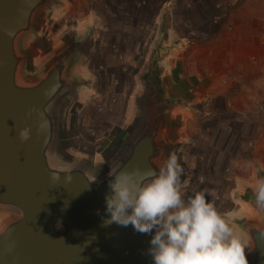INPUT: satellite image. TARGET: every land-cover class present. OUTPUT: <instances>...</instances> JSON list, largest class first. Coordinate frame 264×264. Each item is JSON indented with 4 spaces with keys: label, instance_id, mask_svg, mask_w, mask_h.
<instances>
[{
    "label": "water",
    "instance_id": "obj_1",
    "mask_svg": "<svg viewBox=\"0 0 264 264\" xmlns=\"http://www.w3.org/2000/svg\"><path fill=\"white\" fill-rule=\"evenodd\" d=\"M57 4L0 0V264H152L149 234L103 223L109 173L158 170L175 146L167 112L184 103L168 89L156 52L141 77L133 124L111 158L96 162L64 149V109L90 83L78 72L90 34L66 38L39 67L24 47ZM26 126L32 134L21 141L18 132ZM53 172L59 180L51 179ZM243 196L256 215L233 225L248 241V264H264V209L252 188Z\"/></svg>",
    "mask_w": 264,
    "mask_h": 264
},
{
    "label": "rangeland",
    "instance_id": "obj_2",
    "mask_svg": "<svg viewBox=\"0 0 264 264\" xmlns=\"http://www.w3.org/2000/svg\"><path fill=\"white\" fill-rule=\"evenodd\" d=\"M70 1L65 6H72L76 12L70 20L93 12L89 10L91 4L101 9L104 20L101 26L95 23L96 28H91L78 68L95 87V105L90 109H83L85 103L66 106L64 149L96 162L111 158L133 124L141 77L158 52L163 62L160 69L173 82L178 81L175 74L181 68L185 74L188 68L203 74L206 82L198 90L208 93L206 112L210 113L204 125L216 123L206 131L198 121L200 131L193 127L191 138L185 129L183 134L169 136L175 143L171 153L176 154L183 172L188 174L186 179L183 173L180 176L182 197L187 199L199 190L205 192L206 199L214 201V207H220L222 217L232 225L234 221L223 216V209L229 210L227 215L236 212L235 219L254 217L256 213H249L243 195L264 176V0H174L163 7L166 13H160L163 4L156 0L158 4L152 0L151 7L142 0L138 15L129 4L120 5L115 0H107L108 4L106 0ZM152 10L158 11L155 20L149 17ZM93 13L99 16V12ZM124 14L130 16L122 17ZM137 21L148 28L139 32ZM162 22L165 28H176L167 45L165 33L157 35L154 29V24L158 27ZM179 36L184 38V46L177 45ZM167 55L191 58L183 59L187 63L181 59L173 63L165 61ZM212 82L215 87L210 90ZM202 104L204 101L198 105L201 109ZM191 153L206 155L207 159L191 162ZM234 231L238 233L235 226Z\"/></svg>",
    "mask_w": 264,
    "mask_h": 264
},
{
    "label": "clouds",
    "instance_id": "obj_3",
    "mask_svg": "<svg viewBox=\"0 0 264 264\" xmlns=\"http://www.w3.org/2000/svg\"><path fill=\"white\" fill-rule=\"evenodd\" d=\"M46 127L41 119L38 131ZM31 134L27 126L18 132L21 141L29 140ZM182 173L175 153L158 170L132 168L109 173L112 179L105 196L104 225H132L149 234L147 255L152 264H248L247 239L217 212L205 192L182 197ZM59 178V173H52L53 181ZM64 178L71 176L65 173ZM88 181L95 182L96 176ZM252 191L256 206L264 209V178H257ZM260 236L264 239V232Z\"/></svg>",
    "mask_w": 264,
    "mask_h": 264
},
{
    "label": "crops",
    "instance_id": "obj_4",
    "mask_svg": "<svg viewBox=\"0 0 264 264\" xmlns=\"http://www.w3.org/2000/svg\"><path fill=\"white\" fill-rule=\"evenodd\" d=\"M57 1H58V4L56 6H54L52 9H50L49 11H47L43 15V17L41 18L37 33L24 40V47L29 52V54L31 56V60H32L34 66H36V67H39L43 62H45L49 58L51 53L58 50L66 38L77 37V36H80L82 34H87V33L91 34V31H90L91 28H96L94 26V24L98 23L97 26H101V19L104 20L103 15H101L102 14L101 9L99 7L97 8V6L94 7L93 4L90 5L89 10H91L95 13H96V11L99 12L98 13L99 16H95V14L93 12L88 11L81 19L77 20L76 18H73V20H70L71 17L76 12H75V10H73L72 6H71V8L68 6H65L66 5L65 2H71V1L70 0H57ZM115 1L117 3H119L120 5L122 4V5L128 6V4H129L128 7H130V8L133 7L137 10V12H138L137 15L140 12L141 4L144 3V1H142V0H129V1L128 0H126V1L125 0H115ZM153 1H155V0H153ZM153 1L152 0H145V2L150 3V7H151V3H153ZM156 1L161 5L163 4L160 7L161 8L160 13L162 11L164 13H166V10L163 9V7H165L166 4L172 3V1H174V0H156ZM207 1L210 2V0H207ZM213 1L215 2L216 0H213ZM243 1L245 2L246 0H243ZM106 2L108 4L107 0H106ZM175 2H177V0H175ZM150 7H149V9H151ZM157 13H158L157 10H155V11L152 10L151 14H149V17L152 18L153 20H155V17L157 18V16H158ZM129 16H130L129 14L127 16H126V14H124L122 17H129ZM138 21H137L138 26H136L138 31L139 32L141 30L145 31V29L148 28V26H143L142 23L138 22ZM154 25H155L154 29L156 28L157 35L159 33H165V35L167 36L166 42H164L167 45L168 39H169V41H171V39L174 37V33L176 31V28H173L170 26H167L165 28L166 24L164 22L159 24L158 27L156 26V24H154ZM164 29L166 31H162ZM152 30H153V28H152ZM183 39H184L183 37H180V39L177 40L178 46H180V45L184 46L185 43L183 42ZM38 44H40L39 47H38ZM184 51H185V48H184ZM181 57L178 58V56H177V58H174V56H173V58H168V55H167L166 58L168 60L165 58V61L174 63V62L178 61V59H181ZM184 58L190 59L191 56L186 55V56H184ZM183 59H181V60L185 61ZM184 63H187V61H185ZM183 70L184 69L181 68L180 72L178 74H175L178 77V81H174V82L169 79L170 78L169 74L168 75H167V73L165 74L166 85H167L168 89L173 94H175V97L179 98L184 103V105H176V106L172 107L167 112L166 131L168 133V136H170L172 134L175 135L178 132L183 134V130L185 129V131L188 132L187 134L190 136L189 138H191L192 135L190 134L189 131L194 130L193 127H196L195 128L196 131L197 130L200 131V129H199L200 126L198 125V121L201 122V124L200 123L199 124L202 126V130H206V131H209V129H212L216 125V123L210 122L211 123L210 125L209 124H207L208 126L204 125V122L207 119V116L210 115V113L206 112L207 111V103H208L207 99L209 97L207 95L208 93L204 92L202 90H198V89H203L204 83L206 82V80H204V78H202L203 74L200 73V71H198V70L197 71L196 70L192 71V69L189 70V68L186 69L188 74H185V71H183ZM89 71H90V69H88V72ZM93 74L96 75V73H93ZM201 74H202V76H201ZM82 76L84 78L87 77V75H82ZM213 85H214V82L211 83L212 87L209 88L210 90H212V88L215 87ZM93 91H95V87L90 82L89 85L87 86V88L81 91L79 97L76 98L73 101V103L74 104L85 103L83 106V109L86 106L89 107L88 109H90L91 107H94L93 105H95V104L92 101ZM200 91L202 92V95H201ZM187 92L188 93L191 92L192 94L190 96H188ZM83 93L84 94L87 93V94L85 96H81ZM198 93L200 94L199 97H197ZM223 100H225L227 103L228 99L224 98ZM83 101H86V102H83ZM203 101H204V105L202 104V107L203 106L204 107L201 109V107H199L198 105H199V103H202ZM193 104H195V105L197 104V107H191V105H193ZM211 109H213V107L210 108V110ZM204 114H205V116H204ZM199 118H201V120H198ZM196 120H197V123H196ZM178 127H179L180 131H178ZM181 141H183L182 137H181ZM195 158L199 162L201 160L203 162L207 159L206 155L199 157V156H196L195 153H191L188 160H190L192 162L195 160ZM183 174H184V178L186 179L188 174H186L185 172H183ZM215 203H217V202H215ZM220 206H222V205H220ZM245 206L250 208V211H249L250 214L254 215L256 213L250 204L245 203ZM216 210L219 214H221L220 213V207H217ZM222 212H223V216L225 215V216L231 218L233 221H235L236 212L231 211L233 214H228V215L226 213H228L229 210L223 209Z\"/></svg>",
    "mask_w": 264,
    "mask_h": 264
},
{
    "label": "built area",
    "instance_id": "obj_5",
    "mask_svg": "<svg viewBox=\"0 0 264 264\" xmlns=\"http://www.w3.org/2000/svg\"><path fill=\"white\" fill-rule=\"evenodd\" d=\"M212 203H214V201H211Z\"/></svg>",
    "mask_w": 264,
    "mask_h": 264
}]
</instances>
